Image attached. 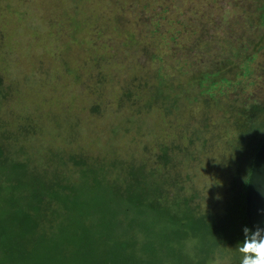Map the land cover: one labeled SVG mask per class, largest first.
I'll return each instance as SVG.
<instances>
[{"label":"trees","instance_id":"obj_1","mask_svg":"<svg viewBox=\"0 0 264 264\" xmlns=\"http://www.w3.org/2000/svg\"><path fill=\"white\" fill-rule=\"evenodd\" d=\"M241 12L252 17L251 31L257 28L260 33L242 39L235 27L242 29L237 16L229 27L237 36L233 43L224 42L219 29L216 35L206 32L204 38L191 40L187 35L196 32L192 26L180 28L174 20L168 37L172 52L166 54L175 59H165V71L160 69L157 77L147 73L156 77L150 80L137 76L145 67L138 63L143 57H134L139 66L130 67L131 76L117 81L112 76L122 93L117 107H134L129 123L140 128V122L152 121L149 134L139 131L150 138L140 157L106 153L104 160L89 154L77 159L78 154H71L60 166L52 163L48 168L30 158L17 161L10 152L5 155L11 149L0 135V264H210L226 256L231 264H240L236 244L243 239L242 226L248 225L247 184L254 155L264 141V86L259 95L257 90L253 97L244 96L253 87L254 75L264 78V60L256 63V55L264 51V0H255L251 11ZM150 26L152 33L160 25ZM125 31L124 51L133 46L137 55L152 53L144 33H135L134 27ZM148 59V70L161 61ZM3 80L0 75V99H8L16 94V83L4 88ZM97 102L90 112L99 117L103 103ZM230 113H240L243 122L224 120ZM35 119L31 115L15 138L40 133ZM196 120L203 126L196 128ZM209 125L219 129L208 130ZM253 131L257 133L250 137ZM211 144L217 156L232 164L229 184L234 197L219 211L212 204L204 207L199 191L190 192L183 180L191 165L213 154ZM68 161L81 167L70 178L60 172Z\"/></svg>","mask_w":264,"mask_h":264},{"label":"rangeland","instance_id":"obj_2","mask_svg":"<svg viewBox=\"0 0 264 264\" xmlns=\"http://www.w3.org/2000/svg\"><path fill=\"white\" fill-rule=\"evenodd\" d=\"M233 1L0 0V75L5 79L4 88L16 83V94L0 99V135L2 144L11 149L4 154H12L17 161L30 158L33 164L48 165V168L52 163L55 167L60 166L69 160L71 154H78L77 159L82 158L80 155L89 154L104 160L106 153H115L126 159L137 153L140 157L144 146L149 145L150 138L146 134L152 129V121L140 122V128L137 123H129L128 117L134 107H127L128 110L117 107V95L122 93L121 90L117 92L112 76L116 81L120 76L123 80L131 76L130 67L139 66L131 60L134 57H143L138 63L145 67L137 76L150 80L160 74V69L165 71L169 67L165 59H175L172 53L166 54L167 51L172 52L168 37L170 30H174V20L180 28L183 24L192 26L196 32L195 35H187L191 40L204 38L206 32L216 35L219 29L218 34L224 42L233 43L237 36L229 27L237 16L242 29L235 27L242 39L253 31L260 33L257 28L251 31L249 22L252 17L241 12L243 8L251 11L255 0ZM150 23H159L160 26L151 33ZM133 27L135 33H144L150 40L152 53L137 55L133 46L128 52L124 51L125 30ZM256 56V63L263 61L264 51ZM151 57H160L161 61L148 70L152 67V60L148 59ZM152 72L157 75H148ZM252 84L245 97H253L257 90L259 95L264 78L261 80L254 75ZM150 88L151 85L147 89ZM233 95L228 96L227 102ZM3 101L11 102L4 105ZM96 101L95 104L100 106L103 103L104 114L99 117L90 112L91 104ZM225 103L226 100H221L220 105ZM119 110L122 113L117 114ZM214 111L219 114L217 106ZM31 115L36 118L41 132L33 131V134L15 138L20 126H26ZM225 117L224 120L231 119L235 124L244 120L240 113H230ZM202 126V120H196L195 127ZM207 129L215 132L219 127L209 125ZM140 130L146 134L139 133ZM256 133L251 132L250 137ZM154 136L155 140L159 137L158 134ZM208 150L213 154L205 158L207 161L201 158L191 165L183 180L190 192L193 189L199 191L204 207L212 204L219 211L234 197L229 184L232 164L223 155L217 156L219 151L214 149V145L211 144ZM51 153L55 156L54 162L51 160L53 157L50 158ZM66 168L68 170L60 169V172L69 175L68 178L81 169L70 161ZM226 184L230 187L226 188ZM233 187H237V183ZM231 262V258L226 256L210 264Z\"/></svg>","mask_w":264,"mask_h":264},{"label":"water","instance_id":"obj_3","mask_svg":"<svg viewBox=\"0 0 264 264\" xmlns=\"http://www.w3.org/2000/svg\"><path fill=\"white\" fill-rule=\"evenodd\" d=\"M246 217L249 227L264 226V141L254 155L246 192Z\"/></svg>","mask_w":264,"mask_h":264},{"label":"clouds","instance_id":"obj_4","mask_svg":"<svg viewBox=\"0 0 264 264\" xmlns=\"http://www.w3.org/2000/svg\"><path fill=\"white\" fill-rule=\"evenodd\" d=\"M241 233L243 239L236 244L240 264H264V226L261 223L244 225Z\"/></svg>","mask_w":264,"mask_h":264}]
</instances>
